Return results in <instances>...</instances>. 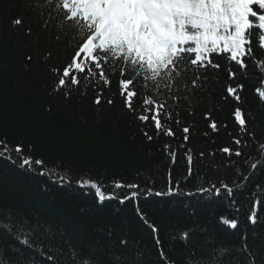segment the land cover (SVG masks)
Segmentation results:
<instances>
[{
	"label": "trees",
	"instance_id": "obj_1",
	"mask_svg": "<svg viewBox=\"0 0 264 264\" xmlns=\"http://www.w3.org/2000/svg\"><path fill=\"white\" fill-rule=\"evenodd\" d=\"M55 7L58 0L49 6V11ZM17 16L24 20L18 27L11 24ZM52 16L55 19L49 17L52 26L49 34L36 14L24 7V0H0V141L7 143L15 161L5 157L0 149V220L22 214L33 223L43 221L51 225L53 235L38 233L33 237L37 249L31 259L36 264H48L40 258V252L54 243L57 264H70L66 252L60 255L69 242L86 253L89 247L98 251L112 245L119 247V241L125 239L128 250L140 249L143 253L141 264H160L156 234L151 226L158 229L160 246L169 264H186L189 253H195L203 264H237L235 256L215 261L210 260V256L220 246H240L245 233L249 248L264 257V203L255 209L258 222L252 225L247 220L253 193L264 201V167L250 172L244 164L245 158L236 156L231 157L233 166L226 167L229 158L219 151L223 146L234 148L232 136L239 133L229 115L235 102L222 99L223 89L229 83L223 70L228 61L217 57L215 62L221 65V70L209 68L208 79L196 88L191 85L196 70L188 65L190 70L177 92L180 99L175 103L168 100L173 119L167 126L176 136H157L150 124L142 125L122 105L118 80L123 61L109 58L105 71L111 84L107 87L98 78H90L82 80L78 86L55 90L58 75L53 69L62 70L70 62L74 49L78 50V40L85 33L77 26L76 31L59 33V41L53 39L58 33L54 26L61 17L55 11ZM29 27L32 33L26 35ZM29 55L31 61L26 59ZM85 55L81 53L82 57ZM256 56L264 59V51L256 49ZM246 76L247 79L242 78L245 87L240 106L249 117L250 130L258 133L257 139L264 140V103L255 92L264 77L251 67ZM185 84L187 87L183 86ZM100 88L104 89V101L114 100L112 105L93 103ZM69 89L70 98L65 99L64 93ZM136 90L145 92L143 80H137ZM136 104L139 107V99ZM206 112H211L219 124L226 123L228 127L212 133L207 128L208 121L204 120ZM177 118L181 121L179 125L175 123ZM185 126L190 128L189 142L182 149ZM144 131L154 139L147 140ZM204 132L209 135L205 136ZM165 144L176 152L174 164L166 153ZM17 145L21 146L24 156L42 160L43 165H34L31 170L22 167L14 151ZM186 149H191L193 156L192 177L187 175ZM244 151L264 161L255 150L245 148ZM41 167L45 175L39 174ZM49 171L66 176L71 183L63 186L54 183L55 176H49ZM238 171L249 175L250 179L242 190L236 191V206L224 198L199 194L198 189L209 186V180L218 185L223 180L231 185ZM80 180L96 181L106 193L115 191L117 197L128 194L129 190H115L114 182L137 184L140 189L137 198L124 204L117 199H105L100 204L94 189L77 185ZM256 185H261V189ZM170 186L174 188L172 193L168 192ZM155 192L163 195H155ZM222 215L238 218L239 228L232 230L220 222ZM185 232L188 233L186 239L183 238ZM14 245L12 237L0 229V254L5 249L9 255L19 253L20 248ZM23 254L30 255L27 249ZM77 259L79 261V257ZM13 264H19V259Z\"/></svg>",
	"mask_w": 264,
	"mask_h": 264
},
{
	"label": "snow or ice",
	"instance_id": "obj_2",
	"mask_svg": "<svg viewBox=\"0 0 264 264\" xmlns=\"http://www.w3.org/2000/svg\"><path fill=\"white\" fill-rule=\"evenodd\" d=\"M54 0H24V7L36 14L41 20L42 28L51 34L52 11L61 17L55 25L58 33L53 39L59 41V33H66L68 30L76 31L79 26L84 36L80 38L74 49V55L70 62L61 70L53 69L58 75L56 91L65 87L78 86L82 80L90 78L101 82L105 87L111 84L105 65L110 57L117 62L123 61L124 67L119 68L118 88L119 97L126 111L142 125H151L156 135L175 137L176 132L168 125L173 119V112L168 103L171 100L177 102L180 97L177 95L179 87L185 80V74L190 64L196 71L191 79L193 88L200 87L203 81L208 79L206 73L209 68L216 71L221 70V65L215 62L217 57L225 58L228 63L223 69L227 73L229 83L223 89L222 99L234 101L235 106L229 111L230 118L238 127L239 133L232 136V144L235 147L223 146L219 151L229 158L226 167H231V157H244V164L250 172H255L259 167H264V161L253 157L244 151L245 148L255 150L258 157H264V140L257 139L258 133L249 128V117L242 104L241 93L247 79L246 73L249 68L255 69L261 77H264V59H258L256 49L264 51V0H58V7L49 11V6ZM47 13V15H46ZM13 26L24 24V20L17 16L11 20ZM31 27L25 30L26 35H31ZM75 39V38H74ZM81 53L86 54L84 57ZM215 54V56H213ZM47 55H51L49 52ZM28 61L32 56H27ZM112 71L115 73L116 68ZM137 80H143L145 92L136 90ZM150 84V87H149ZM87 86V85H86ZM187 87V85H183ZM152 92L154 94L149 95ZM255 92L261 103H264V78L260 79V86ZM166 93V96L162 94ZM71 89L64 93L65 99H69ZM140 100L137 107L136 101ZM187 99V97H185ZM106 102L112 105L114 100L108 98L104 101V89L96 91L93 99L95 105ZM179 115L178 113L176 114ZM204 120L208 121L207 128L212 133H218L221 127L227 128L226 123L219 124L213 118L211 112L204 114ZM175 123L181 121L177 118ZM183 141L181 148L189 142L190 128H182ZM147 140L152 141L154 137L144 131ZM208 136V132H204ZM164 148L172 163L176 162L175 150L165 144ZM0 149L3 155L15 162L12 158L9 146L5 141H0ZM16 157L20 159L21 166L29 170L35 166H42L43 161L33 160L31 156H24L20 145L14 149ZM191 149H186V160L188 164V177L194 175L193 156ZM215 155V153H210ZM203 157L204 153H200ZM255 161V162H253ZM40 175L46 173L41 167ZM49 176H55L53 182L71 183V180L59 173L49 171ZM250 176L237 172V179L230 185L223 180H209L207 187H200L199 194L224 198L234 206L237 205L235 193L242 190ZM169 184H172L169 173ZM179 184V181L176 182ZM81 188L90 187L94 189L97 201L103 204L105 199H117L118 203L124 204L129 199L137 198L140 186L137 184H123L114 182L113 188L119 190L126 188L128 194L117 197L116 192H105L103 186L91 180L77 181ZM261 189V185H256ZM174 190L173 186L168 189L169 193ZM178 191V188L176 189ZM151 193L152 189H145ZM155 195H163L162 192H155ZM253 201L247 220L255 225L258 222V213L255 211L260 201L253 193ZM239 212V207H237ZM220 222L228 225L232 230L239 228L238 218L221 216ZM0 229L6 232L15 241L14 246L20 248V252L9 255L7 249L0 254V264H13L19 259V264H36L31 256L36 254L37 244L33 237L38 233L45 236L53 235L51 225L43 221L33 223L31 219L16 214L14 218L0 220ZM155 235V243L160 252V264H169L167 257L160 246L158 229L151 226ZM188 233L183 234L186 239ZM243 243L240 246H220L215 248L210 260L223 259L225 256H235L237 264H264V257L253 252L247 242V234L241 237ZM54 243L49 248L41 249L40 258L48 264H57V254L53 251ZM128 242L125 239L119 241V247L112 245L102 250H94L89 247L86 253L76 244L69 242V245L61 251L60 255L67 253L70 264H141L143 253L140 249L128 250ZM27 249L30 255L25 256L23 250ZM83 253V254H82ZM79 257V261L78 258ZM186 264H203V261L196 257L195 253H189Z\"/></svg>",
	"mask_w": 264,
	"mask_h": 264
}]
</instances>
